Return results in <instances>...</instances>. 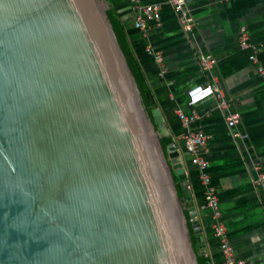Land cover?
I'll use <instances>...</instances> for the list:
<instances>
[{"label": "water", "instance_id": "water-1", "mask_svg": "<svg viewBox=\"0 0 264 264\" xmlns=\"http://www.w3.org/2000/svg\"><path fill=\"white\" fill-rule=\"evenodd\" d=\"M107 8L0 0V264H197Z\"/></svg>", "mask_w": 264, "mask_h": 264}, {"label": "crops", "instance_id": "crops-1", "mask_svg": "<svg viewBox=\"0 0 264 264\" xmlns=\"http://www.w3.org/2000/svg\"><path fill=\"white\" fill-rule=\"evenodd\" d=\"M105 1L107 11L125 24L128 44L163 119L167 132L160 139L169 138L179 152L183 177L173 170L171 176L185 225L187 215L186 229L194 253L208 264H224L198 170L183 147L185 128L178 111L186 115L193 111L196 119L190 128L207 138L200 155L208 164L235 255L251 264H264V0H184L192 21L188 31L168 0H138L142 6L160 7L159 22L146 23L144 30L134 27L137 10L133 0ZM242 28L248 33V48L240 46ZM155 55L161 58L160 63ZM202 55L214 59L209 68L200 67ZM203 84L220 88L227 107L220 108L218 100L208 97L189 109L187 91ZM233 112L240 118L229 128L226 121ZM186 202L194 208L193 218L183 207Z\"/></svg>", "mask_w": 264, "mask_h": 264}, {"label": "built area", "instance_id": "built-area-1", "mask_svg": "<svg viewBox=\"0 0 264 264\" xmlns=\"http://www.w3.org/2000/svg\"><path fill=\"white\" fill-rule=\"evenodd\" d=\"M135 2L134 9L137 10V16L134 21V27L138 30H144L146 23L153 22L158 23L160 19V7L157 4L153 5H139L138 0ZM174 13L178 16L179 21L183 25V28L187 31L192 26V21L188 16V12L185 9L184 0H168ZM248 33L245 28L240 30V46L241 48L250 47L248 40ZM149 53H153L148 50ZM156 56V55H155ZM251 60H255V55L249 56ZM156 60L160 63L161 58L159 55L156 56ZM214 63V59L209 55H202L199 59L200 67L206 69ZM262 71V68L259 67ZM187 106L189 109L193 108L207 99L208 97H214L220 102V108L224 109L227 107V102L224 98L223 91L216 87L215 84H203L196 85L187 91ZM177 117L185 128L184 134L181 136L183 147L186 153L189 155L190 162L197 168L198 177L201 186L203 187L204 203L210 213V217L213 220V234L216 239L220 242V249L224 257V264H251L249 261L238 258L230 244L229 233L227 226L222 220V210L219 206L218 193H216L215 187L212 185L209 173L207 171V162L200 155V151L206 144V136L198 129H191L190 123L196 119V115L193 111L189 115L178 111ZM240 115L238 112H233L227 117V126L234 128L239 122ZM246 138V136H244Z\"/></svg>", "mask_w": 264, "mask_h": 264}, {"label": "trees", "instance_id": "trees-1", "mask_svg": "<svg viewBox=\"0 0 264 264\" xmlns=\"http://www.w3.org/2000/svg\"><path fill=\"white\" fill-rule=\"evenodd\" d=\"M107 15L109 17V20L113 26V32L116 36V40L118 42L119 48L121 52L124 55V58L126 60L127 66L131 72V75L133 76V80L135 82L136 88L138 89L139 95L141 97V100L143 102V105L145 107L146 113L152 123L153 117L151 115V109L150 106L153 104V100L151 97V93L149 91L148 85L144 79V76L139 68V65L135 59V56L128 44L127 37H126V27L123 22H121L114 13L111 10L107 11ZM155 127V126H154ZM156 130V127H155ZM171 143V140L169 138H161L160 144L163 148V150H166V146H168ZM174 177V174H173ZM186 225H187V215L184 214ZM197 264H208V260L204 259L201 256L197 257Z\"/></svg>", "mask_w": 264, "mask_h": 264}]
</instances>
